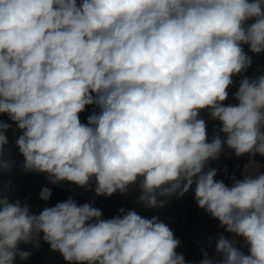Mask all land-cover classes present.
<instances>
[{"label":"clouds","instance_id":"clouds-1","mask_svg":"<svg viewBox=\"0 0 264 264\" xmlns=\"http://www.w3.org/2000/svg\"><path fill=\"white\" fill-rule=\"evenodd\" d=\"M244 45L264 52V0H0V114L19 132L22 170L86 190L94 180L97 196L134 188L153 210L192 192L248 247L220 235V260L203 252L200 264H264V173L253 159L264 157V73L245 75ZM88 105L98 111L81 123ZM204 112L220 125L210 141ZM11 128L0 121V172L12 170ZM225 146L250 157L231 185L208 168ZM119 213L103 219L69 197L36 214L0 192V264L28 260L19 246L38 247L41 234L68 264H187L158 216Z\"/></svg>","mask_w":264,"mask_h":264},{"label":"built area","instance_id":"built-area-1","mask_svg":"<svg viewBox=\"0 0 264 264\" xmlns=\"http://www.w3.org/2000/svg\"><path fill=\"white\" fill-rule=\"evenodd\" d=\"M219 127L208 131V139L211 140L213 134L217 132ZM223 139V134L221 133ZM260 167L258 171L264 173V158H259L258 154L253 158ZM250 157L245 154L242 157H236L234 152L228 149L226 146L222 151L219 159L210 161L208 168L217 169V176L215 179L223 180L225 184L231 185V177L234 175L237 179H242L244 175V167L249 163ZM40 183L35 189L38 181ZM48 187L51 189V196L48 200L40 198V192L42 188ZM95 181H90L87 188H82L74 183L62 181L57 185H53L49 182L46 174L32 173L30 176L29 187L26 192V197L23 203H27L30 198H34L36 201L42 204H52L59 197V192H66L70 196L77 199L78 204L91 203L93 207H96L102 211L103 219L113 218L112 214L106 209V204L103 201L105 196H97L95 194ZM188 224V231L183 241L181 248L177 249L178 253H182L185 257L187 264H200V261L204 258L203 252H207L208 256L217 262L220 260V255L216 253V241L220 235L231 240L235 238L237 240V246L245 253L248 254V247L244 245V241L240 237H234V234L228 233L219 224V221L211 218L204 210L197 207L192 211L185 221ZM181 228L177 227L173 233L174 236L179 239ZM44 241L41 238L38 241L39 246H43ZM203 250V251H202Z\"/></svg>","mask_w":264,"mask_h":264},{"label":"rangeland","instance_id":"rangeland-1","mask_svg":"<svg viewBox=\"0 0 264 264\" xmlns=\"http://www.w3.org/2000/svg\"><path fill=\"white\" fill-rule=\"evenodd\" d=\"M248 23H251L249 21ZM244 51L252 58V61L255 60L254 55L249 51L248 46L244 45ZM256 64H251V67L247 70L245 75L249 77H254L256 75H259L260 72L264 73V65L262 64L258 68V71L256 70ZM239 78H237L238 81ZM233 91H235V88H233ZM231 97L228 101L225 103H232ZM94 111H98V109L94 105H88L85 108V111L79 114V118L81 123H87V118L90 116ZM2 115L0 114V120L7 122V120H2ZM206 120H207V132L211 131L217 127H219V123L217 121H212L210 118H208L207 113L204 112L201 114ZM7 116V115H6ZM8 117V116H7ZM8 123V122H7ZM11 121L12 128L8 132V136L10 134L9 138V144L5 146L4 149V158L7 159L12 164V170L11 172H2V176H7L12 178V182L18 181L19 184V191L17 194V197L14 201L19 200L21 201L23 199V195L25 192H27L29 187V184L27 183L28 176H31V172H25L22 170L23 165V156L19 153V149L14 143V140L19 135V132L16 130L15 124ZM259 158H264L258 154ZM26 181V182H25ZM40 183V180L38 181L37 185L35 186V189H37L38 185ZM27 184V185H26ZM194 187V186H193ZM136 191L135 189H130V191L122 195L119 192L114 193L111 197H103V201L106 204V209L109 211L112 216L119 215V209L124 208L126 210H132L134 209L137 211L138 214L146 217L151 218L152 216H158L160 220L165 222L172 231H174L177 227L181 228V232L179 234V239L181 244L180 247L183 245V241L185 239V236L188 231V224L185 222L186 218L189 216V214L197 209L198 205L195 202L194 194L192 192H189L188 194H185L182 198H176L173 197L167 205H165L164 208L161 209H146L142 205H139L135 202L136 197ZM26 197V196H25ZM70 196L66 192H59V197L55 202L52 204H42L38 201H36L34 198H30V200L27 202L32 208V211L36 214H38L41 210H43L45 207H51L55 206L58 202H64L66 201ZM75 199L74 197H72ZM77 201V199H75ZM24 202V200H23ZM22 202V203H23ZM21 249L25 251H30L31 253H41V264H68L63 258V256L56 251H52L50 249V246L44 242L43 246L34 247L31 244L25 245L21 244L19 246ZM22 261L19 260L17 257L15 264H20Z\"/></svg>","mask_w":264,"mask_h":264},{"label":"crops","instance_id":"crops-1","mask_svg":"<svg viewBox=\"0 0 264 264\" xmlns=\"http://www.w3.org/2000/svg\"><path fill=\"white\" fill-rule=\"evenodd\" d=\"M77 3L79 4L80 3V0H77ZM252 22L253 21H251V23ZM2 120H7V122L9 124H11V121L6 116V114H3L2 115ZM12 181L13 180H12L11 177H7V176L4 177V176H2V174H0V192H3L4 194H6L9 197V199L11 201H14L16 199L17 194H18V191H19V184H18V181L17 180L14 181V182H12Z\"/></svg>","mask_w":264,"mask_h":264},{"label":"trees","instance_id":"trees-1","mask_svg":"<svg viewBox=\"0 0 264 264\" xmlns=\"http://www.w3.org/2000/svg\"><path fill=\"white\" fill-rule=\"evenodd\" d=\"M254 55V58L255 60L252 61V64H256V67H259L261 66L262 64L264 65V52L260 53V54H253ZM252 57V56H251ZM255 67V68H256ZM256 70L258 71V68H256ZM261 74V72H260ZM233 91V89H232ZM87 107V106H86ZM10 134H9V138H10ZM2 173V172H0ZM27 183L29 184V181H30V176H28V179L26 180ZM25 181V182H26ZM27 185V184H26ZM27 188H28V185H27ZM26 196V192L24 193L23 195V199L20 201L21 203L23 202L24 198ZM50 205V204H49ZM39 247V246H38ZM20 264H41V253H32V255L28 258V260L26 261H22Z\"/></svg>","mask_w":264,"mask_h":264}]
</instances>
